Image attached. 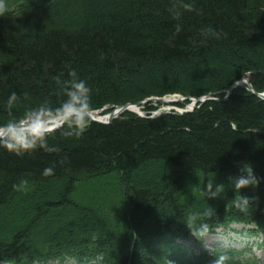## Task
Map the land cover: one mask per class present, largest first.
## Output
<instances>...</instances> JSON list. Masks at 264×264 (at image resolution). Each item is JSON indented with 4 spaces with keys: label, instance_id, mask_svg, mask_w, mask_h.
<instances>
[{
    "label": "trees",
    "instance_id": "16d2710c",
    "mask_svg": "<svg viewBox=\"0 0 264 264\" xmlns=\"http://www.w3.org/2000/svg\"><path fill=\"white\" fill-rule=\"evenodd\" d=\"M180 2L6 0L0 122L41 102L57 106L63 85L53 77L73 69L89 86L94 111L107 108L101 115L151 97L222 98L244 78L263 93L264 0H186L194 10L177 20L168 9ZM205 25L219 36L202 35ZM177 73L190 80L177 84ZM158 77L172 80L145 86ZM11 92L18 100L9 107ZM150 162L161 170L131 184ZM46 167L53 174L42 175ZM249 167L259 183L241 190L252 206L241 213L228 178ZM208 180L225 185L220 197L201 194ZM208 205L207 235L232 224L264 232V100L245 88L182 114L124 111L109 125L90 121L80 135L57 128L43 147L21 154L0 148V264H211L221 252L228 264H264L243 258L245 250L195 253L203 238L183 223Z\"/></svg>",
    "mask_w": 264,
    "mask_h": 264
},
{
    "label": "clouds",
    "instance_id": "9594fccd",
    "mask_svg": "<svg viewBox=\"0 0 264 264\" xmlns=\"http://www.w3.org/2000/svg\"><path fill=\"white\" fill-rule=\"evenodd\" d=\"M7 7L6 0H0V11ZM183 11H193V3L181 0L179 5L171 6L169 14L179 20ZM182 25L176 23L175 31L179 33ZM201 34L206 36L218 37L219 32L210 25H205L201 29ZM53 79L59 81L62 85L63 99L53 107L45 102L34 107H28L19 116L13 114L11 118L0 122V148L13 153L21 154L35 149L38 145L44 146L46 136L54 132L57 128L67 126L68 129L74 130L76 135L82 134L89 124L94 109L90 101V88L78 76L75 69L68 73V78L61 79L55 76ZM27 95V93H25ZM18 100L15 92H11L7 99V105L11 107ZM65 135H73V131H66ZM51 151V149H49ZM53 174L52 167L43 169L42 175L48 176ZM229 185L233 189L235 196L233 205L241 213H247L251 206V198L242 195L241 190L248 187H255L259 183L249 167L247 171L243 169L242 174L230 176ZM225 185L216 183L214 180H208L204 185L201 194L208 199H216L224 192ZM213 208L208 205L202 211H189L184 220V225L189 230L190 235L196 240L205 237L210 226L206 218L211 217ZM230 257L228 253L221 252L211 260V264H228ZM167 264H172L168 260Z\"/></svg>",
    "mask_w": 264,
    "mask_h": 264
},
{
    "label": "rangeland",
    "instance_id": "374dc122",
    "mask_svg": "<svg viewBox=\"0 0 264 264\" xmlns=\"http://www.w3.org/2000/svg\"><path fill=\"white\" fill-rule=\"evenodd\" d=\"M167 79V81H166ZM156 78L153 81H148L145 86L147 87H156L160 88L162 86H166L168 82H170L171 78ZM174 82L177 84L185 83L187 80H190L187 74L181 75L177 73L176 78H173ZM155 104V103H153ZM160 105V104H159ZM155 106V105H154ZM165 108L166 111L169 110H179L172 104H166L159 106V113L164 112L162 108ZM162 166L158 163L150 162L146 164L141 170L135 172L133 178L131 180V184H143L147 180H149V176L151 172H159ZM254 228L243 227L242 225H233L228 229L220 228L216 230V232L212 235H208L203 237L202 243L195 250V253H198L199 250L209 252L212 249L222 248L225 250L234 249L237 251L245 250V254L242 256L243 258L256 257L260 261H264V233L259 231L257 234L253 232ZM185 246H189L190 244H184ZM50 264H58V263H50ZM65 264H74L72 261H69Z\"/></svg>",
    "mask_w": 264,
    "mask_h": 264
},
{
    "label": "water",
    "instance_id": "95a60500",
    "mask_svg": "<svg viewBox=\"0 0 264 264\" xmlns=\"http://www.w3.org/2000/svg\"><path fill=\"white\" fill-rule=\"evenodd\" d=\"M237 87H247V90L249 92L257 96L259 99L264 100V93H261V94L254 93L247 79L241 82L234 83L228 90L225 91L223 98H219V99L218 98H207V100L225 101L230 96L232 90ZM186 100H192L193 102H203L204 101V100H199L195 98L191 99L189 97H178L176 100H171L168 102L169 103H182L183 101H186ZM149 101H152L158 104H167V102L162 101V98H150L143 102L135 103L133 105L128 104L122 107H116L113 111H111L110 113L104 116H99V112H93V116L90 121L101 124V125H109L113 120L117 119L123 111L125 110L132 111L130 108H139L142 104H145Z\"/></svg>",
    "mask_w": 264,
    "mask_h": 264
},
{
    "label": "bare ground",
    "instance_id": "6f19581e",
    "mask_svg": "<svg viewBox=\"0 0 264 264\" xmlns=\"http://www.w3.org/2000/svg\"><path fill=\"white\" fill-rule=\"evenodd\" d=\"M171 100H173L172 97H165V98H162V101H163V102H167V103H169L168 101H171ZM133 110H134L135 112H140V111L135 110V108H133Z\"/></svg>",
    "mask_w": 264,
    "mask_h": 264
}]
</instances>
